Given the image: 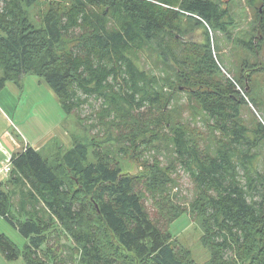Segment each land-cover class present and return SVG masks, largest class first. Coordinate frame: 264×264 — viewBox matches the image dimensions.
Instances as JSON below:
<instances>
[{"label": "trees", "instance_id": "obj_1", "mask_svg": "<svg viewBox=\"0 0 264 264\" xmlns=\"http://www.w3.org/2000/svg\"><path fill=\"white\" fill-rule=\"evenodd\" d=\"M38 1L0 0V91L37 77L64 114L111 143H97L89 163L88 146L76 141L61 156L63 170L33 147L11 158L0 217L27 244L19 251L0 234L1 255L24 264H192L162 230L189 214L202 220L210 264H235L234 251L254 237L260 250L249 264H264V176L255 163L264 125L251 131L241 123L242 98L218 67L206 30L230 37L226 11L208 0H180L183 13L166 19L157 3L167 0H45L51 6L36 28L26 10ZM64 2L71 8L52 6ZM182 18L205 30L203 44L183 41ZM142 53L154 71L135 60ZM196 113L208 122L204 133ZM130 154L146 177L122 173L116 161ZM177 171L195 192L188 207L171 195ZM8 184L23 187L15 210ZM108 236L114 246L105 251Z\"/></svg>", "mask_w": 264, "mask_h": 264}, {"label": "rangeland", "instance_id": "obj_2", "mask_svg": "<svg viewBox=\"0 0 264 264\" xmlns=\"http://www.w3.org/2000/svg\"><path fill=\"white\" fill-rule=\"evenodd\" d=\"M208 1L220 5L227 13L226 20L228 21L229 19L234 24L230 29L231 39L224 34L210 30L208 27H206V30L209 33L211 51L218 67L225 78L234 85L235 90L238 92L236 96L242 98L239 119H241V123L246 128L252 131L258 123L264 125V27L262 28L259 24L258 15L259 7L263 0ZM157 5L162 8V11L164 10L163 14L166 19L170 18L172 14H180L182 12L179 10L180 0H167V4L160 5L157 3ZM50 6L51 4L47 1L39 0L33 7L25 9L34 27L40 28L42 26V20ZM52 6H58L62 11L71 8L69 2L57 3ZM262 15V20L264 21V12H262ZM188 22H191V20L186 21L185 18H182V25L185 31L181 34L183 41L187 42L186 44L192 42L191 46H194L193 44H203L205 42V30L199 25L192 26ZM174 34L179 35L175 31ZM251 34L254 37H259V45L262 44L258 55H254V52L249 51V46L247 48L239 45L245 39L251 40ZM62 49V47H59L57 51ZM180 49L186 50L188 48L180 47ZM135 60L147 71L156 69L155 64L150 61L148 55L138 54ZM155 71L158 72L157 70ZM245 74L246 76H241ZM241 77L244 86L239 84ZM186 98L185 95H180V98H178L179 102L183 104L181 107L183 108L184 106V109L186 107ZM88 112V110L84 111L85 114H88ZM205 119L204 116L196 113L193 122L196 123L197 128L202 133L206 132L205 126L208 123ZM94 133L95 130H90L89 126L79 122L73 115L64 114L51 88L46 82L37 77L24 76L18 86L6 83L0 91V135L3 136L0 139V159L2 157L1 153L5 150H7V155L9 153L16 154L18 151L16 146L23 147L25 141L28 140L35 144V148L40 149L39 153L43 158L47 159L53 169L63 170L59 166L61 164V156L73 147L76 141H80L88 146V162H95L93 156L94 146L97 143H100L101 146H106L111 142L105 141L106 138H94ZM261 143L258 151H256L255 163H257L258 170L264 176V138ZM19 150L21 151L20 147ZM116 164L123 174L143 177L147 175V171L142 169L140 162L131 154L126 156L125 159H117ZM5 176L7 175L2 174L0 178ZM70 177L72 176L70 175ZM173 179L175 184L171 195H173L176 202L185 204L188 207L189 203L193 201L192 198L195 193L191 182L180 171L174 174ZM69 180L76 188L73 178ZM11 188L8 192L11 195L12 210H15V208H19L18 202L22 201L24 197L23 187ZM25 191L24 189V193ZM75 195L81 199H90L86 195L83 196L81 192H76ZM162 230H166L169 233V243L182 257H186L192 264H210L211 254L203 244L205 229L201 219H192L189 214L187 216L182 215ZM0 234H3L14 243L19 251H22L27 244L26 239L2 217H0ZM107 240L108 243L104 245L105 251L112 250L109 246H114L110 236H108ZM259 250L258 239L254 237V240L250 241L247 247L237 248L234 251L235 264H249L258 255ZM126 257H128V254H126ZM2 261L7 264H24L21 259L7 261L0 253V264L3 263ZM134 264L139 263L134 260Z\"/></svg>", "mask_w": 264, "mask_h": 264}, {"label": "crops", "instance_id": "obj_3", "mask_svg": "<svg viewBox=\"0 0 264 264\" xmlns=\"http://www.w3.org/2000/svg\"><path fill=\"white\" fill-rule=\"evenodd\" d=\"M3 114V113H2ZM4 115V114H3ZM4 117H5V115H4ZM6 118V117H5ZM3 136H1L0 135V139L2 138ZM35 144L34 143H31L30 141H28V140H26L25 141V143H24V146L22 147V146H19V145H17L16 146V149L18 150L17 152H16V154L17 153H21V152H23L27 147H33V148H35L36 146H34ZM21 148V151L19 150V147ZM35 149H37V150H39V152H40V149L39 148H35ZM0 150H1V143H0ZM14 153V152H13ZM1 155H2V157H1V159H0V170H1V168H2V166L5 164V163H7V162H11V158L15 155V153H14V155L12 154V153H9L8 155H7V150H5L4 152H2L1 153ZM6 160V161H5ZM1 176V175H0ZM7 179H8V175L7 176H5V177H2V178H0V182L1 181H3V183L4 182H7ZM11 187H13V188H16L17 186L16 185H10V184H8V186H5V188H6V190H9V189H12ZM3 262V261H2ZM24 263V262H23ZM1 264H7V263H5V262H3V263H1Z\"/></svg>", "mask_w": 264, "mask_h": 264}, {"label": "flooded vegetation", "instance_id": "obj_4", "mask_svg": "<svg viewBox=\"0 0 264 264\" xmlns=\"http://www.w3.org/2000/svg\"><path fill=\"white\" fill-rule=\"evenodd\" d=\"M264 4V0H263V3L260 5V7L262 6ZM260 7H259V13H260V15L262 14V12H264L263 10H261L260 9ZM262 16L260 17V20H262ZM259 37H253V39H251V40H249V39H245L244 41H241L240 43H239V45H241V46H244V47H246V46H250V44L251 45H253V47H251V48H249V51H252V53L254 52V47L255 48H257L258 47V45H259ZM248 48V47H247ZM259 54V53H258ZM257 54V55H258ZM242 76H246V74L245 75H242ZM247 76H248V74H247Z\"/></svg>", "mask_w": 264, "mask_h": 264}, {"label": "built area", "instance_id": "obj_5", "mask_svg": "<svg viewBox=\"0 0 264 264\" xmlns=\"http://www.w3.org/2000/svg\"><path fill=\"white\" fill-rule=\"evenodd\" d=\"M11 172V162H7L3 165V167L0 170V175H9Z\"/></svg>", "mask_w": 264, "mask_h": 264}, {"label": "water", "instance_id": "obj_6", "mask_svg": "<svg viewBox=\"0 0 264 264\" xmlns=\"http://www.w3.org/2000/svg\"><path fill=\"white\" fill-rule=\"evenodd\" d=\"M260 9H261V10H263V9H264V4H263V5L260 7Z\"/></svg>", "mask_w": 264, "mask_h": 264}]
</instances>
